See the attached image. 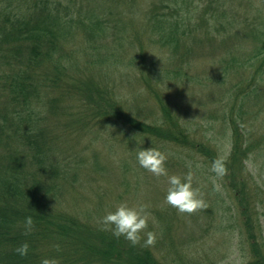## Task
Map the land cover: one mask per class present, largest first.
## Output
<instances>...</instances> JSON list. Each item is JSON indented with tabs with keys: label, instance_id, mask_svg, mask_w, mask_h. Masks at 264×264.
Masks as SVG:
<instances>
[{
	"label": "rangeland",
	"instance_id": "rangeland-1",
	"mask_svg": "<svg viewBox=\"0 0 264 264\" xmlns=\"http://www.w3.org/2000/svg\"><path fill=\"white\" fill-rule=\"evenodd\" d=\"M103 1L76 0L78 8L82 10V4L85 7L82 13L94 10L101 15ZM156 1L141 0L135 18L125 22L128 26L122 40L116 39L114 23L112 27L106 24L107 29L97 41L104 46L101 54L110 61L90 63L91 57L85 52L86 36L81 29L76 31L70 46L73 51L69 54L77 57V79L87 83L93 80L123 100L127 110L139 112L145 121L169 132V138L159 136V139L145 134L139 144L143 148L158 147L166 153L169 175L184 176L191 171L193 186L200 189L207 207L189 215L166 204L167 177H155L142 168L135 157L137 147L117 142L115 138L123 135L114 127L98 124L94 135L68 132L66 124L80 110L78 100L70 97L69 108L59 111L61 116H46L50 133L58 136L63 158L83 159V163L77 164L75 177L74 169L69 173V183L62 187L55 208L77 216L82 222L101 226V218L118 203L144 204L150 213L145 233L155 232L152 248L157 256L165 255L164 261L253 262L264 257V155L259 157L263 144L258 141L264 137V117L256 116L258 105L252 99L242 110H247L246 113L239 118L240 110L233 105L240 97L231 92L245 76L244 72L235 73L233 61L239 62L254 48L252 32L264 29V0H226L221 8L227 9L226 12L220 20H212L211 25L200 20L205 16L203 7L210 0H190L192 7L197 6L193 25L196 29L187 39L183 40L182 36L176 53L166 45L167 33L159 37L160 30L153 28L152 17L158 13L153 9ZM121 3L120 8L126 10L128 1ZM189 26L192 25L185 28ZM165 31L172 28L169 26ZM114 52L116 64L111 56ZM226 95L228 98L224 99ZM163 107L171 112V119L165 122ZM241 120L245 138L255 149L252 159L247 160L249 169L239 160H231L232 124ZM202 147L213 148L215 155ZM0 152L5 153L4 148L0 147ZM96 154L100 164L96 163ZM218 156L227 159L228 173L223 177L211 171ZM242 186H246L247 199L251 192L258 193L247 213L239 205L244 199L237 190ZM145 233H141L142 238H146Z\"/></svg>",
	"mask_w": 264,
	"mask_h": 264
},
{
	"label": "trees",
	"instance_id": "trees-1",
	"mask_svg": "<svg viewBox=\"0 0 264 264\" xmlns=\"http://www.w3.org/2000/svg\"><path fill=\"white\" fill-rule=\"evenodd\" d=\"M127 1L125 10L120 8L122 0H109L106 5L104 0L101 15L94 10L82 13L85 7L82 4V10L78 8L76 0H0V147L5 152H0V264H41L46 258L55 259L58 264H187L164 261L165 255L159 257L152 246H143L145 238L133 246L101 226L82 222L77 216L55 208L62 187L69 183V173L74 169L75 177L77 164L83 163V159L63 158L58 136L50 133L46 116H61L59 111L69 108L70 97L78 100L80 110L66 124L68 132L94 135L98 124L114 127L123 135L115 140L126 147H137L136 153L142 147L139 139H145V134L158 139L170 137L169 132L141 118L139 112L127 110L124 101L111 91L75 75L77 57L69 53L73 51L70 46L76 31L81 29L85 33V52L91 57V64L110 61L101 54L104 46L97 39L107 29L106 24L112 27V23L117 30L116 39L125 38L123 33L128 26L125 22L135 18L141 3V0ZM160 2H154L153 9L158 13L152 17L153 28L160 30L159 37L167 33L166 45L176 53L182 36L185 40L195 32L197 6L192 7L190 0ZM225 5L226 0H210L203 7L205 16L200 18L201 22L211 25L212 20H220L227 10L221 9ZM169 26L172 31H165ZM252 35L256 46L239 62L233 61L235 73L245 75L231 92L240 97L233 105L240 110L239 118L246 113L247 110H242L252 99L258 105L256 116L264 117V29L254 30ZM111 56L115 58V52ZM116 61L117 58L113 60L115 64ZM227 98L226 95L224 99ZM162 109L164 122L171 119L170 110ZM232 126L231 160H239L249 169L247 160L252 159L255 149L245 138L242 120L233 122ZM179 128L186 130L180 125ZM258 141L263 144L260 157L264 155V137ZM202 148L215 155L213 148ZM95 159L100 164L97 154ZM245 187L237 192L243 195L239 205L247 213L258 193L251 192L247 199ZM29 216L33 218L34 228L25 235L24 223ZM23 243L29 245L26 256L15 251ZM246 264H264V257Z\"/></svg>",
	"mask_w": 264,
	"mask_h": 264
},
{
	"label": "clouds",
	"instance_id": "clouds-1",
	"mask_svg": "<svg viewBox=\"0 0 264 264\" xmlns=\"http://www.w3.org/2000/svg\"><path fill=\"white\" fill-rule=\"evenodd\" d=\"M136 159L139 165L153 176L158 178L161 176L167 177L168 188L165 203L175 208L179 213L191 215L207 207L200 189L193 186L192 172L190 171L184 176L169 175L165 166L168 157L160 148L153 146L141 147L136 153ZM211 171L218 177L225 176L228 173L226 157L218 156L212 162ZM149 219L150 213L147 211V205H133L127 201H122L115 206L114 210L107 211L99 223L102 230L111 231L115 237H123L131 245L136 246L141 242V233H145L148 228ZM24 228L25 235L30 234L33 230L34 221L31 216L26 218ZM145 236L143 246H153L156 242L155 232L148 231ZM55 247L59 249V245ZM28 250V243H23L15 249L20 256H26ZM41 264H58V261L46 258L42 260Z\"/></svg>",
	"mask_w": 264,
	"mask_h": 264
}]
</instances>
